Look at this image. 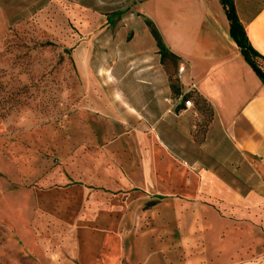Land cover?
Returning a JSON list of instances; mask_svg holds the SVG:
<instances>
[{
	"label": "crops",
	"instance_id": "obj_1",
	"mask_svg": "<svg viewBox=\"0 0 264 264\" xmlns=\"http://www.w3.org/2000/svg\"><path fill=\"white\" fill-rule=\"evenodd\" d=\"M128 1L139 24L129 27L130 39L113 42L104 56L106 82L91 96L103 112L98 121L148 147L143 209L161 208L167 216L159 218L175 222L176 231L129 242L120 234L104 242L66 232L42 264H264V81L230 36L220 0ZM232 2L264 72V0ZM144 18L178 57L179 94ZM187 93L210 106V121L192 99L184 105Z\"/></svg>",
	"mask_w": 264,
	"mask_h": 264
},
{
	"label": "rangeland",
	"instance_id": "obj_2",
	"mask_svg": "<svg viewBox=\"0 0 264 264\" xmlns=\"http://www.w3.org/2000/svg\"><path fill=\"white\" fill-rule=\"evenodd\" d=\"M125 5L0 0V264H42L66 232L129 242L176 231L159 218L167 216L161 208L143 209L148 147L98 121L103 112L91 96L106 82L113 42L130 39L129 27L139 24ZM165 66L175 83L174 64ZM193 106L203 121L213 118L205 102Z\"/></svg>",
	"mask_w": 264,
	"mask_h": 264
},
{
	"label": "trees",
	"instance_id": "obj_3",
	"mask_svg": "<svg viewBox=\"0 0 264 264\" xmlns=\"http://www.w3.org/2000/svg\"><path fill=\"white\" fill-rule=\"evenodd\" d=\"M221 3L224 5V8L226 10V14L227 17L229 19V33L230 36L233 38V40L237 43V45L240 48V51L243 55V57L245 58V60L254 68V70L256 71V73L259 75V77L262 79V81H264V72H262L256 65V63L253 60V56H254V51L252 50L250 44L248 43V39L247 36L245 34V31L241 25V23L239 22L236 13H235V9H234V5L232 0H220ZM116 14L121 15L122 12L120 11H115ZM144 21L146 23V25L149 27L150 32L152 34V36L154 37L155 41H156V45L158 47V51L160 54V59L161 62L165 65V62H172L175 66V83H173L169 77V81H170V87L172 89V91L174 92V94H179V88L177 86V76H176V70L178 69V57L175 56L174 54H172L168 48L166 47L160 33L158 32V30L156 29V27L154 26V24L144 18ZM166 67V66H165ZM167 69V68H166ZM168 71V70H167ZM169 74V73H168ZM193 100L194 103H200V102H204L201 99H199L198 97H195L189 93L183 95V100ZM206 103V102H205ZM71 184H81L79 182H75V181H70ZM146 206H148V203L146 204Z\"/></svg>",
	"mask_w": 264,
	"mask_h": 264
},
{
	"label": "built area",
	"instance_id": "obj_4",
	"mask_svg": "<svg viewBox=\"0 0 264 264\" xmlns=\"http://www.w3.org/2000/svg\"><path fill=\"white\" fill-rule=\"evenodd\" d=\"M178 70L181 71V70H182V66H179V67H178ZM184 105L188 107V106H191L192 103H191L190 100H185V101H184Z\"/></svg>",
	"mask_w": 264,
	"mask_h": 264
}]
</instances>
